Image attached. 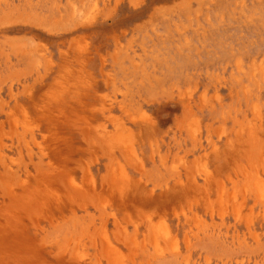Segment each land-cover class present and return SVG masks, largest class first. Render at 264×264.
<instances>
[{
	"label": "rangeland",
	"instance_id": "1",
	"mask_svg": "<svg viewBox=\"0 0 264 264\" xmlns=\"http://www.w3.org/2000/svg\"><path fill=\"white\" fill-rule=\"evenodd\" d=\"M0 264H264V0H0Z\"/></svg>",
	"mask_w": 264,
	"mask_h": 264
}]
</instances>
